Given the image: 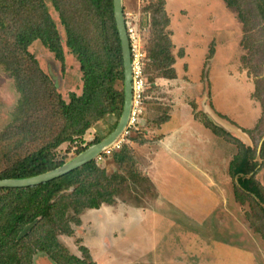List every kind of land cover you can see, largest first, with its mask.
I'll return each mask as SVG.
<instances>
[{
    "label": "rangeland",
    "instance_id": "1",
    "mask_svg": "<svg viewBox=\"0 0 264 264\" xmlns=\"http://www.w3.org/2000/svg\"><path fill=\"white\" fill-rule=\"evenodd\" d=\"M165 2L171 25L164 46L171 43L177 78H157V69L151 67L152 62L147 63L148 79L156 77L155 83H148L141 123L140 134H145L147 143L132 142L138 132L128 143L138 159L141 178L124 187L117 205L86 212L84 218L91 225L105 222L104 229L101 227L103 234H91L87 225L78 229L74 237L64 236L61 240L82 256L80 248L90 234L94 241L107 236L114 248L144 250L138 256L143 259L141 264H264V238L257 231L264 232V201L249 199L254 197L241 192L248 199L239 202L235 194L237 183L229 174L230 164L239 153V146L230 136L258 151L264 138L260 101L264 100V20L259 0H237L248 18L253 17L251 22L259 25L254 31L245 30L238 12L227 5L223 7V0ZM123 4L126 20L139 29L149 57V51L159 42L153 26V8L161 4L160 0H123ZM51 13L64 40L65 72L41 43L35 44L31 53L68 102L71 93H82V74L66 47V34L57 13L53 9ZM253 55L251 74L245 58ZM257 80L260 93L256 94ZM123 86L121 81L116 89L122 90ZM19 100L15 81L0 67V170L5 167L3 158L14 148L15 142L4 136L15 121ZM164 118H169L174 128L178 124L177 129L173 128V139L185 132V155L163 147L165 139L172 135L164 125L159 128ZM208 119L230 136L215 135L205 126ZM120 120L111 115L96 124L86 137L88 142L106 139ZM259 125L253 136L246 132ZM74 151L67 144L58 152L61 158L72 161ZM103 155L101 166L109 174L117 172L119 167L112 156ZM181 161L193 169L176 167ZM257 161L264 162L258 155ZM197 166L205 167V171L196 170ZM257 179L264 186V169ZM95 250L96 257H100V250L105 254V247ZM100 262L105 263V258ZM35 263L52 264L43 256Z\"/></svg>",
    "mask_w": 264,
    "mask_h": 264
},
{
    "label": "trees",
    "instance_id": "2",
    "mask_svg": "<svg viewBox=\"0 0 264 264\" xmlns=\"http://www.w3.org/2000/svg\"><path fill=\"white\" fill-rule=\"evenodd\" d=\"M223 1L238 12L245 30L259 27L251 22L253 17L248 18L237 0ZM160 3L153 8V26L159 42L149 51V57L146 53V67L152 62L157 78L175 80L176 61L170 51L171 43L164 46L171 18L165 0ZM51 9L59 17L66 47L82 74V93H71L68 102L31 53L32 47L41 43L65 72L64 40ZM259 10L264 20V0H259ZM254 56L245 58L251 74ZM0 67L15 81L20 94L15 121L4 136L5 140L15 142L14 148L3 158L5 167L0 170V180L32 178L63 167L70 161L60 157L59 149L71 144L75 158L80 156L103 141L96 138L88 142L86 138L96 124L111 115L118 119L123 115L125 85L122 90L116 89V85L125 82L124 58L114 0H0ZM146 67L147 83H155L156 77L148 79ZM255 93H260L258 80ZM260 101L264 114V100ZM169 121L160 120L159 128ZM205 126L217 136H230L209 119ZM259 127L246 132L253 136ZM141 129L132 142L144 145L147 141L145 134H140ZM230 137L239 146L229 168L237 183L236 199L245 203L248 198H243V192L254 197L249 199L264 201V186L257 179L264 169V162L257 161L258 148L253 150ZM260 156L264 160V145ZM112 158L119 167L113 174L95 160L40 186L0 189V264H36L40 256L52 264H97L88 248L81 246L79 256L61 239L76 235L86 212L117 205L124 187L141 178L132 146L124 145ZM257 231L264 238V232Z\"/></svg>",
    "mask_w": 264,
    "mask_h": 264
},
{
    "label": "water",
    "instance_id": "3",
    "mask_svg": "<svg viewBox=\"0 0 264 264\" xmlns=\"http://www.w3.org/2000/svg\"><path fill=\"white\" fill-rule=\"evenodd\" d=\"M114 12L117 30L119 33L123 58H124V77H125V106L121 120L114 132L100 143L92 146L86 152L76 157L63 167L50 173L27 178V179H9L0 180V189L4 188H29L49 183L61 177H64L75 170H78L87 164L97 160L107 149L113 147L123 135L128 126L130 115L133 109V78H132V58L131 46L128 36L127 21L125 16L123 0H114ZM212 121V120H211ZM212 122L215 123L213 120ZM216 125V124H215ZM264 145V138L260 144L258 157Z\"/></svg>",
    "mask_w": 264,
    "mask_h": 264
},
{
    "label": "built area",
    "instance_id": "4",
    "mask_svg": "<svg viewBox=\"0 0 264 264\" xmlns=\"http://www.w3.org/2000/svg\"><path fill=\"white\" fill-rule=\"evenodd\" d=\"M127 21V20H126ZM128 36L131 46L132 58V78H133V109L130 115L129 123L119 141L110 149L104 152V155L112 156L120 151L124 145L130 142L132 135L139 131L145 111L144 102L148 83L145 77L146 51L142 45V35L133 22L127 21ZM80 144L76 142V145ZM102 160V156L98 161Z\"/></svg>",
    "mask_w": 264,
    "mask_h": 264
},
{
    "label": "crops",
    "instance_id": "5",
    "mask_svg": "<svg viewBox=\"0 0 264 264\" xmlns=\"http://www.w3.org/2000/svg\"><path fill=\"white\" fill-rule=\"evenodd\" d=\"M223 7H226L225 3H223ZM226 11H227V13L225 12L226 16L229 17L230 12H229L228 9ZM188 57H189V53H188ZM188 57H187V60H189ZM177 119H179V117ZM171 122L165 124L164 127H166L168 129V131L172 133V135H171L172 138L170 137L168 139V137H167L165 139V141H164L165 144H164L163 147L167 148V150L169 152H170V149H172L173 151H176L175 153H180L181 152L182 154L185 155V132L180 138L176 137V138L173 139V137L175 136L173 134V130L175 128L176 129L178 128V126H177L178 124L174 128L173 126L170 125ZM178 156H182V155L180 154ZM181 162L178 163V165H176V167L179 166L180 168L182 167V168H185V169L186 168L193 169L192 166L185 164V162H183V161H181ZM195 169L196 170L198 169V170L205 171V167H201L200 168V167L197 166ZM96 212H98V211H96ZM84 216L82 217L83 226L81 228L86 227L88 225V231L90 230L91 234H94V235L103 234V233H101V230H102L101 227H103V229H104V226H106V225L104 224V226H103V223H105V222L97 223L96 225H91V223L88 222L86 220V218H84ZM91 234H90L91 238H90V236H88L89 238L84 239L83 243H84V246L89 249V251H90V253H91V255H92V257H93V259L95 260L96 263L102 264L100 261L103 258H105V263H103V264H141L142 263L143 259L141 257H138V256L141 255L142 253H144V250L139 249V247L136 246L137 248L133 251L134 253L130 252L129 250H126L127 247H122L121 249H117L119 247L114 248L115 245L113 246L111 244V242L106 238L107 236L106 237L105 236L101 237L98 240L99 241L98 242V241H94V239H93L94 235H91ZM100 246L105 247V254H103V250H100V254H99L100 257L99 256L96 257L94 253L98 252V250H95V249L100 248ZM116 249H117V251H115ZM130 249H132V248H130ZM230 250L232 251L231 248H230ZM151 251H152V248H151ZM236 256H237V252H236ZM106 260H107V263H106ZM144 264H146V263H144Z\"/></svg>",
    "mask_w": 264,
    "mask_h": 264
}]
</instances>
